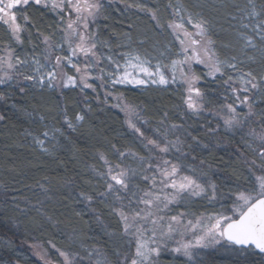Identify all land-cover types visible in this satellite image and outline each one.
Masks as SVG:
<instances>
[{
	"label": "trees",
	"instance_id": "16d2710c",
	"mask_svg": "<svg viewBox=\"0 0 264 264\" xmlns=\"http://www.w3.org/2000/svg\"><path fill=\"white\" fill-rule=\"evenodd\" d=\"M180 3L208 22L209 35L215 41L213 48L221 60L236 56L245 61L239 65L243 71L251 70L258 78L264 74V43H258L255 51L248 50L247 56L255 57L254 62L248 61L241 52L243 42L237 37L242 32L240 17L247 0H103L104 7L96 22L99 49L113 56L126 42L131 48L144 45L164 49L172 40L169 22ZM255 3L259 10L264 6V0ZM152 12L156 19L152 18ZM23 14L30 21L22 33L23 44H17L7 27L0 23V53L7 46L14 49V56L31 61L41 52L49 51L43 37H50L56 45L61 21L50 6L30 4ZM19 15L18 21L23 24ZM176 44L174 40V48ZM18 69L24 75L31 74L30 65ZM193 70L200 77L198 87L204 93V108L199 113L187 108L182 83L141 88L115 86L113 92L134 106L143 118L139 119V127L144 137L128 126L124 113L114 107L99 86L94 91H81L79 87L41 89L24 80L23 75L0 84V94L5 97L0 100V116H3L0 119V264H44L33 251L34 243L55 244L63 251L79 252L85 258L83 264H95L102 257L116 261V251L133 255L134 244L125 242L129 238L123 235L122 222L107 206L111 200L98 195L105 190L98 172L106 170L99 156L104 154L111 162H120L113 145L139 156L161 155L150 153L151 145L146 148L145 144L148 139H160V133L173 124L183 125L191 134L177 133L185 140L183 151L190 152L187 162L197 167L201 160L210 164L211 169L205 165V170L218 187L216 201L209 203L204 197L194 198L190 211L210 215L224 211L222 204L230 205V199L221 197L228 195L229 190L235 191L237 184L245 183L253 159L261 163L244 141L252 139L247 135L250 128L257 133L261 131L264 102L256 105V114L243 127L225 130L221 118L223 105L233 103L238 112L247 113L244 107L234 103L230 88L224 84L228 75L236 73L226 69L223 77L217 74L213 79L201 64H195ZM21 87L24 92L19 91ZM64 109L76 125L75 130L65 124ZM78 114L84 116L83 121L75 120ZM43 132H48V136L44 137ZM192 137L208 148L197 146ZM175 138L169 132L168 139ZM38 139L44 141L43 147L37 143ZM188 144L192 145L191 150ZM165 158L172 160L173 154ZM124 163L137 166L131 157ZM85 196H91L92 200H86ZM175 208L189 211L183 203ZM92 249L99 250L102 257L94 254L89 260L87 252ZM164 259L170 257L166 255ZM204 259L206 264H260L261 260L258 255L220 254H209ZM177 264H184L183 258H178Z\"/></svg>",
	"mask_w": 264,
	"mask_h": 264
},
{
	"label": "snow or ice",
	"instance_id": "6c2138e0",
	"mask_svg": "<svg viewBox=\"0 0 264 264\" xmlns=\"http://www.w3.org/2000/svg\"><path fill=\"white\" fill-rule=\"evenodd\" d=\"M30 4L44 7L50 4L52 8L60 9L62 12L67 10L69 22L64 33L70 53L64 56L53 55L57 48L64 51V44L53 47L49 44L50 37H43V43L49 48L43 63L35 57L31 61L21 59L20 56H14V49H9L7 60L0 58V63L6 64L9 70L16 69L15 75H23L24 80L32 82V86L41 89L79 87L81 91L93 88L89 83L93 78L92 69L99 68L103 60L112 65L107 77L113 85L167 86L177 82L176 71L180 67L181 79L187 86L185 99L187 108L193 113H199L204 108L201 102L204 93L195 86L200 77L183 71L184 67H188L191 72L192 63H196L204 65L207 68V75L213 79L217 74L223 77L226 69L236 73L234 76L228 75L224 84L230 88L234 103L246 106L247 113L238 112L233 103L223 105L230 113L224 119L225 130L243 127L248 118L256 114V105L264 102V74L258 78L251 70L243 71L239 65L245 61L236 56L229 60H221L213 48L215 41L209 35L208 22L203 19L193 22V17L189 15L185 21V18L180 16L181 23L169 25L173 31L182 33L183 38L180 34L176 36L181 46L178 55L182 56V59H174L170 65L158 60L153 65L147 57L126 53L122 57L124 63L121 64L110 55L101 56L98 52V46L101 44L99 37L95 32L89 33L90 23L96 20L104 7L100 0H0V23L7 27L17 44H23L22 33L27 30L26 25L30 23L27 15L23 14ZM249 5L251 10L246 13L249 22L242 24V28L250 30L252 35H248L247 32L239 33V38L243 42L241 52L245 56L249 49L257 50V39L264 43V6L257 11L253 0H249ZM138 7L145 10L143 6ZM18 12L21 13L23 24L18 22ZM151 14L152 18L156 19L155 13ZM177 15L179 16V12ZM185 23L194 31H189ZM104 46L107 47L106 42ZM163 55L162 52L161 56ZM247 60L254 62L255 57L247 56ZM29 63L33 65L32 74L24 75L18 71V66ZM69 69L74 74H69ZM99 71L103 73L104 69L101 68ZM166 72L169 74L166 75ZM13 78V75L5 71L3 77H0V84H6ZM95 79L104 80V76L99 75ZM19 91L24 92L25 89L21 87ZM3 99L4 95L0 94V100ZM63 111L65 124L69 129L75 130L76 125L69 118L67 110ZM133 115L143 119L139 113ZM261 115L264 117V111ZM0 119H3V116H0ZM75 120L83 121L84 116L78 114ZM128 123L140 137H144V132L131 119ZM260 127L259 133L250 128L247 135L252 139L245 140L244 143L261 163L257 164L255 159L251 161L245 183L237 184L235 191L229 190L228 195L221 197L230 199V205L225 207L222 204L224 211L210 215H197L190 211L194 198L204 197L209 203L216 201L218 187L209 171L205 170V165L211 169L210 164L201 160L200 166L197 167L187 162L190 152L183 151L185 140L177 135L178 132L187 133L183 125L173 124L170 129L160 133V139L147 140L145 147L151 145L150 153L158 152L161 155L139 156L137 153L120 151L114 145L113 151L120 162L113 163L104 154H100L99 158L106 170L98 172L104 180L105 189L98 195L104 200H111V204L107 206L122 222L123 235L129 238L125 242L129 245L134 244V253L129 256L126 252L116 251L117 260L111 261L102 257L99 250L92 249L87 252V258L91 260L94 254L102 257L96 259L95 264H177L178 258H183L184 264H206L204 257L209 254L227 257L258 255L261 258L260 264H264V124ZM156 131L160 132L159 129ZM169 132L176 137L174 140L168 139ZM42 135L47 137L48 132H43ZM187 136L191 134L187 133ZM192 140L197 146L208 148V145L196 137H192ZM37 143L41 147L44 145L43 140L38 139ZM253 143H256L255 148L252 147ZM187 147L192 149L191 144ZM170 153L173 154L172 160L165 158ZM128 157L137 162L136 167L124 163ZM137 180L147 183L148 187L142 188ZM85 199L91 201L92 197L85 196ZM104 200H101V203ZM181 203L189 211H175V214H169L173 213L174 205ZM189 216L193 218L190 219ZM177 236L180 239L177 240ZM51 247L60 257L58 264H83L85 258L81 257L79 252L63 251L55 244ZM208 250H211V253ZM166 255L170 259L165 260ZM46 256L47 252L42 253L41 260H44L45 264H51L45 259Z\"/></svg>",
	"mask_w": 264,
	"mask_h": 264
},
{
	"label": "rangeland",
	"instance_id": "374dc122",
	"mask_svg": "<svg viewBox=\"0 0 264 264\" xmlns=\"http://www.w3.org/2000/svg\"><path fill=\"white\" fill-rule=\"evenodd\" d=\"M100 2L102 3L103 0H100ZM247 2H248V5L246 6V10L244 11V14L243 13L241 14V17H240V30L242 32H247L248 35H252V33L250 32V30H246V29H243L242 28V24H245V23H248L249 22L248 19L246 18V13L251 10V7L249 5V0H247ZM253 3L256 4L255 3V0H253ZM180 4L177 6L176 10L173 12L172 19L169 22V25L172 24V23H177V24L178 23H181L182 21L180 19V16H183L185 18V21L187 20V17L189 15H191L193 17V22H196L197 20L202 19L199 15H194L193 13H191L190 11H188L185 8L184 5H182V4L180 5ZM49 6L51 7L50 4H49ZM52 9L56 12V14L59 17V20L61 21L60 22V29L61 30H60V32L58 34H56V39H57L56 45L64 44V51H60L57 48L55 55H61V56L69 55L70 53L68 51V43L65 40V33H64V30L66 28V25L69 22L68 12H67L66 9L63 12L60 9H55V8H52ZM256 10L257 11H260L258 9V7H256ZM177 12H179V16L177 15ZM61 16H63V19H61ZM100 16H101V14H99L98 17L96 18V20L94 22H91L90 25H89V33L95 32L98 37H99V32H98V29H97V26H96V22L98 21V19L100 18ZM72 18L74 19V15H73ZM185 27L188 28L189 31H194V29L190 25H188L187 23H185ZM169 29L171 30L172 36L174 38L172 37L171 42H168L167 46L164 49L155 48L154 46L150 47V46H144V45L141 46V47L138 45L135 48H131V47L128 46L129 43L126 42L127 44L124 46V48H121L120 47L118 49L119 52L115 56H113L110 53H107L105 50H100L99 47H98V52L100 53L101 56H105V57L106 56H109V55L112 56V58L114 60L119 61L121 64L124 63V60L122 58L124 56V54H126V53H133V54H139L142 57H147L148 59L151 60V62H152L153 65L158 60L162 61L164 64L170 65V63H171L172 60H174V59H182V56H179L178 55V53L180 52L181 46L179 44V41L176 39V36L178 34L181 35V38H183V36H182V33H178L176 31H173V29L170 26H169ZM237 37L239 38V36H237ZM12 39H13V37H12ZM174 40L177 41V44H176L177 47L176 48H174V46H173ZM140 43L143 44L144 43L143 40L140 41ZM256 43L258 45V43H261V42L257 39L256 40ZM49 44H51L53 47L56 46V45L52 44L51 39L49 40ZM47 47H48V45H47ZM9 49H12V48H8L7 46L4 47L3 50H2V52L0 53V58H3L4 60H7V54H8V50ZM162 52L164 53L163 56H161V53ZM45 54L46 53H42L41 52L39 54V57H36V59H39L43 63L44 62V56H45ZM102 63L103 62L100 63L99 68L92 69V77L93 78L89 80V83H91L93 85V88H88V89H90L91 91H94L97 86L101 87V89H102V91L104 93V96L106 98H109L110 99V101L112 102V104L114 105V107H116L117 109H119L120 111H122V113H124V115L126 117V122H127L128 126H129L128 120L131 119L132 122L135 123L137 127H139V119L135 115H133V113H138V110L135 109L134 106H131L128 102H126L119 94H116L113 91H114L115 86H132V87H135V88H139V87L141 88V87H146V86H139L138 87V86H135V85H120V84L113 85L110 81H108V77H107V72L112 69V65L107 60H104V64L105 65H103ZM195 64L196 63H192V65H191V72H189L188 67H184L183 68V71L184 72H188L189 75H191L192 73L195 74V72L193 70V67H194ZM28 65L31 66V74H32L33 65H31V63H29ZM18 68H19V66H18ZM101 68L104 69V72L103 73H101L99 71V69H101ZM5 71H8L10 75H13V77L17 76V75H15L16 69L9 70V69H7L6 64L0 63V77H3ZM18 71H19V69H18ZM68 71H69V74H74L70 69ZM168 74L169 73L166 72V75H168ZM99 75H103L104 76V80L95 79V77H97ZM176 77H177V82L176 83H170L169 85L182 83L185 86V92H186V87L187 86H186V84H184L183 80L181 79V69H180V67L177 68ZM169 85H167V86H169ZM148 86H150V85H148ZM195 86L198 87V83ZM186 96H187V92H186ZM238 106L244 107L245 110H246V112H247L246 106L240 105L239 103H238ZM228 115H230V113H228L227 110H226V108H225V110H223V112L221 113L222 121H224V119ZM139 184L141 185L142 188H147L148 187V184L145 183V182H143V181H141ZM176 206L177 205H174L173 206V209H174L173 213H169V214H175V211H179L178 209L175 208ZM205 215H207V214H205ZM188 218L191 219L193 217L189 216ZM176 239L178 240V239H180V237L177 236ZM169 243H170V245L174 246V244L172 242H169ZM51 245L52 244L44 245L42 243H34L33 244V251L36 253V255L39 258H40V255L42 253L47 252V256L45 257V259L48 260V261H50L51 264H58V261H59L60 257L56 254L55 250L51 247ZM42 262L45 264V261L44 260H42Z\"/></svg>",
	"mask_w": 264,
	"mask_h": 264
},
{
	"label": "flooded vegetation",
	"instance_id": "af4514ba",
	"mask_svg": "<svg viewBox=\"0 0 264 264\" xmlns=\"http://www.w3.org/2000/svg\"><path fill=\"white\" fill-rule=\"evenodd\" d=\"M17 18H18V20H19V18H20L19 12L17 13Z\"/></svg>",
	"mask_w": 264,
	"mask_h": 264
}]
</instances>
